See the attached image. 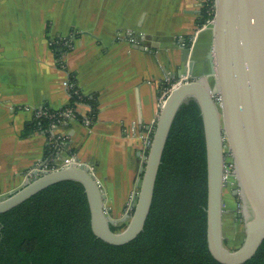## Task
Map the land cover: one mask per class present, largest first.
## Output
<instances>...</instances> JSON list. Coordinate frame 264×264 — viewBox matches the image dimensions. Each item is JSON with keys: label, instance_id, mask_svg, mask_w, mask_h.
Returning a JSON list of instances; mask_svg holds the SVG:
<instances>
[{"label": "crops", "instance_id": "crops-1", "mask_svg": "<svg viewBox=\"0 0 264 264\" xmlns=\"http://www.w3.org/2000/svg\"><path fill=\"white\" fill-rule=\"evenodd\" d=\"M200 10L198 0H0V195L58 164L43 133L23 132L35 112L69 104L72 76L97 113L89 127H57L69 146L60 159L93 171L114 220L131 214L162 88L183 81L180 51L202 27ZM62 39L70 49L56 60Z\"/></svg>", "mask_w": 264, "mask_h": 264}, {"label": "water", "instance_id": "water-1", "mask_svg": "<svg viewBox=\"0 0 264 264\" xmlns=\"http://www.w3.org/2000/svg\"><path fill=\"white\" fill-rule=\"evenodd\" d=\"M180 60L183 81L171 90L156 118L131 214L114 220L104 208L105 195L93 171L76 160L65 165L66 159L54 150L49 157L58 161L54 170L41 173L40 166L24 185L0 195V215L49 186L74 181L84 189L94 237L112 246L133 241L144 230L175 116L192 100L200 111L205 140L208 251L220 264L250 260L264 240V0H215L213 23L196 32L180 51ZM225 149L236 183L231 194L241 204L240 214L233 213L232 202H224ZM227 216L242 219V232H231L234 248L224 241Z\"/></svg>", "mask_w": 264, "mask_h": 264}, {"label": "trees", "instance_id": "trees-1", "mask_svg": "<svg viewBox=\"0 0 264 264\" xmlns=\"http://www.w3.org/2000/svg\"><path fill=\"white\" fill-rule=\"evenodd\" d=\"M212 19L213 14L204 6L199 25ZM51 49L59 60L70 49V42L58 40ZM68 82L72 85L67 90L69 104L57 112L44 111L47 117L34 119L23 132L25 137L33 130L43 133L49 157L61 147L55 138L49 142L50 126L64 110L71 109L79 123L89 120L91 125L96 117L93 99L81 92L72 76ZM78 104L87 110L76 112ZM206 198L203 123L197 104L190 100L175 116L144 230L133 241L112 246L95 238L82 185L63 181L0 215V264H220L208 251ZM122 228L124 225L111 230ZM244 264H264V240Z\"/></svg>", "mask_w": 264, "mask_h": 264}, {"label": "built area", "instance_id": "built-area-1", "mask_svg": "<svg viewBox=\"0 0 264 264\" xmlns=\"http://www.w3.org/2000/svg\"><path fill=\"white\" fill-rule=\"evenodd\" d=\"M198 3L200 5V8L202 9L204 6H207V8L209 9V11L213 14V17H214V12H215V0H198ZM213 23V19L209 22H207L204 26L208 25V24H211ZM202 26V27H204ZM193 39L191 40L190 44L192 43ZM189 45V44H188ZM169 83L170 81L167 80ZM180 82V81H179ZM179 82H173V83H168L169 85L165 86L162 88V97H161V106L163 105V102L164 100L166 99V97L169 95V93L171 92V90L177 85L179 84ZM63 86L68 90L72 87V85L69 84L68 80L65 81L63 83ZM76 93V92H75ZM216 100H218V97L215 98ZM80 108H83L85 111L87 110L86 107L78 104V106H76V109L75 111L76 112H80V113H83L82 111H80ZM86 108V109H85ZM47 114L44 112V111H37L35 112V116L34 118L35 119H38L40 117H47L46 116ZM61 116V117H60ZM70 121H76L75 117H74V114H73V111L71 109H66L64 110V113L59 115V117L56 118L55 120V123H53L51 126H50V138H48L49 142L52 140V138H55L59 141H61V147H58L56 150H58L60 152V154H63L66 150H68L69 146L66 145V142L64 140V138H62L61 136H58L55 134V130L57 129L58 126L64 124L65 122H70ZM81 124H83L84 126L86 127H89L90 126V121L89 120H84ZM154 129V128H153ZM152 129V131H153ZM152 131H151V134L146 142V147H145V156H144V160L146 158V155H147V152H148V148H149V145H150V141H151V135H152ZM67 146V147H66ZM72 161L69 160V159H66L65 161V165H68L70 164ZM51 170H54L52 168H48V167H45V168H42L40 170V172H49Z\"/></svg>", "mask_w": 264, "mask_h": 264}, {"label": "rangeland", "instance_id": "rangeland-1", "mask_svg": "<svg viewBox=\"0 0 264 264\" xmlns=\"http://www.w3.org/2000/svg\"><path fill=\"white\" fill-rule=\"evenodd\" d=\"M225 156H226V160H225V167H224V177H225V181L227 182L224 188V202L225 203H229L232 202V206H233V213L234 214H240L242 213L241 210V204L238 203V198L237 197H232V191L234 190L233 186L236 184L234 178L232 177V165H231V160L229 157V152L225 149ZM235 204V205H234ZM226 220V225H227V229H228V233H227V229H225V233H224V237H225V244L227 247H231L234 248L235 247V237H233V235L231 234V232H235V234L241 233L242 230L240 229L241 225H242V219H240L238 221H235L231 218V216H227L225 217Z\"/></svg>", "mask_w": 264, "mask_h": 264}]
</instances>
